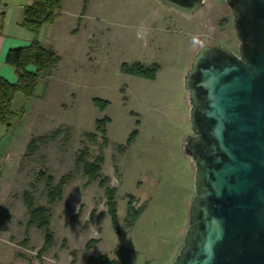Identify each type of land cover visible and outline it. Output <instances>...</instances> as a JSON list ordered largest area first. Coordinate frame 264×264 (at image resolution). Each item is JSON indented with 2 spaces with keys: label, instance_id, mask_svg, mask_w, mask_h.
Returning a JSON list of instances; mask_svg holds the SVG:
<instances>
[{
  "label": "rangeland",
  "instance_id": "1",
  "mask_svg": "<svg viewBox=\"0 0 264 264\" xmlns=\"http://www.w3.org/2000/svg\"><path fill=\"white\" fill-rule=\"evenodd\" d=\"M29 2L6 0L8 14ZM227 8L224 0H205L194 12L161 0H89L85 9L83 0L63 3L54 23L43 26L37 38L59 62L50 76L39 79L30 98L15 95L10 129L0 125V264H86L87 256L112 254L117 246L131 250L128 264L174 263L195 193V164L185 153L186 139L194 133L184 79L204 46L218 44L238 53ZM11 23L14 31L31 35ZM134 62L158 65L155 79L121 72V65ZM94 99L107 101L108 107L100 111ZM104 116L110 121L106 144L100 136L95 141L87 136ZM134 130L136 139L121 152L119 145ZM39 137L44 140L29 149ZM99 155L104 187H117L119 228L113 229L107 213L101 215L99 241L87 252L90 228L84 217L105 196L77 159L92 161ZM48 177L53 186L64 180L61 197L52 205ZM25 192L35 206L49 208L46 229L28 226ZM129 195L147 206L126 229ZM48 234L52 244L45 248Z\"/></svg>",
  "mask_w": 264,
  "mask_h": 264
},
{
  "label": "water",
  "instance_id": "2",
  "mask_svg": "<svg viewBox=\"0 0 264 264\" xmlns=\"http://www.w3.org/2000/svg\"><path fill=\"white\" fill-rule=\"evenodd\" d=\"M194 12L205 0H161ZM238 53L204 46L184 79L195 193L173 264H264V0H224Z\"/></svg>",
  "mask_w": 264,
  "mask_h": 264
},
{
  "label": "trees",
  "instance_id": "3",
  "mask_svg": "<svg viewBox=\"0 0 264 264\" xmlns=\"http://www.w3.org/2000/svg\"><path fill=\"white\" fill-rule=\"evenodd\" d=\"M67 0H31L23 9V17L20 26L32 33L34 38L30 44L24 48L9 50L5 56V63L14 69L17 81L14 84L8 83L6 80L0 78V125L5 126L8 130L11 125V118L14 115L11 106L15 95L21 94L25 99L30 98L40 78L50 76L53 68L59 62V56L51 48H44L38 41V33L45 25H52L56 19V14L61 10L63 3ZM89 0H83V9L87 6ZM123 72L136 76L144 77L149 80H154L156 73L159 70L158 65L144 66L140 63L132 65H122ZM94 104L100 111H104L108 107L107 101L94 99ZM109 118L104 116L95 121V133L87 136L95 141L98 136L102 139L103 144H106V126L109 123ZM58 134L56 131L52 136ZM137 137L136 130L132 131L125 145H119L121 152L131 145ZM43 137L32 139L28 146L31 149L37 142H42ZM78 163L82 165L83 174L88 181H98L100 187L104 188L106 178H102L101 169L103 164L102 156L95 157L92 161H84L80 157L77 159ZM43 174V173H41ZM43 175L40 177L45 179ZM47 187V202L49 205L55 203L60 199L64 180L61 179L55 186H53V179L48 177L45 180ZM108 197V214L111 219L113 229L118 231V218L116 213V203L114 200L116 188H105ZM24 203L28 211V226H33L39 230H44L49 224V208L46 206H35L28 193H24ZM142 209L132 211L128 207L127 217L125 218L124 226L126 229L133 227L135 221L140 215ZM92 242L86 245V251L91 249ZM52 244V237L50 234L45 235V248H49ZM116 259H110L107 255H100L98 257L88 256L86 258L87 264H128L130 260L131 250L125 246H117L113 251Z\"/></svg>",
  "mask_w": 264,
  "mask_h": 264
},
{
  "label": "crops",
  "instance_id": "4",
  "mask_svg": "<svg viewBox=\"0 0 264 264\" xmlns=\"http://www.w3.org/2000/svg\"><path fill=\"white\" fill-rule=\"evenodd\" d=\"M5 1L6 0H0V78L6 80L10 84H14L17 81V77L14 69L5 63V56L9 50L28 46L34 36L32 33L30 36L25 35L22 31H18V28L14 31L11 21H15L16 25L22 28L20 24L23 17V9L31 0L29 3L21 5V11L18 10V13L13 15L8 14ZM17 26H15V28ZM11 70H13L14 75H12Z\"/></svg>",
  "mask_w": 264,
  "mask_h": 264
},
{
  "label": "flooded vegetation",
  "instance_id": "5",
  "mask_svg": "<svg viewBox=\"0 0 264 264\" xmlns=\"http://www.w3.org/2000/svg\"><path fill=\"white\" fill-rule=\"evenodd\" d=\"M205 3V1L203 2V4ZM229 8H227L228 10ZM230 11V10H229ZM231 12V11H230ZM215 45H218V44H215ZM214 46V45H213ZM221 46V45H220ZM223 47V46H222ZM134 63H139V62H134ZM132 63V64H134ZM130 64V65H132ZM141 64V63H140ZM143 65V64H142ZM152 64L150 65H144V66H151ZM120 70L122 73L128 75V76H131V77H136V76H132V75H129L125 72H123L122 70V65L120 67ZM138 78H142L144 80H148V81H152V80H149V79H146L144 77H138ZM117 183V182H116ZM117 189L116 186H113ZM113 187H109V188H113ZM106 187H104V196H105V199L104 201L101 203V205L98 206V208H90L87 212H86V215L84 217V222H86L88 225H89V231H90V236L88 238V241L87 243L85 244L84 246V250L86 249V245L89 244L90 242L93 241L92 243V246H91V249L93 248V246L95 244L98 243L99 241V236H98V232H99V229L98 227H96L97 225V221L99 220V218L101 217V215H103L104 213H107L108 214V197L106 195V190H105ZM108 188V187H107ZM114 200H115V197H114ZM146 200V199H145ZM140 201H138V199H135L133 195H129L128 197V203H127V208H126V216L125 218L127 217V213H128V207L132 208V211H137L139 209H142L140 215L142 214V212L144 211V209L146 208V202L147 201H143L141 203H139ZM116 203V202H115ZM109 215V214H108ZM139 215V216H140ZM138 216V217H139ZM138 219V218H137ZM124 222H125V219H124ZM119 228V227H118ZM88 250L87 252L91 251ZM86 251V250H85ZM101 255H107L110 259H116L115 256L112 254H101ZM100 256V255H99ZM88 257V256H87ZM86 257V258H87ZM94 257V256H92ZM98 257V256H96ZM87 264V263H86Z\"/></svg>",
  "mask_w": 264,
  "mask_h": 264
}]
</instances>
